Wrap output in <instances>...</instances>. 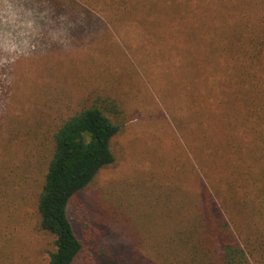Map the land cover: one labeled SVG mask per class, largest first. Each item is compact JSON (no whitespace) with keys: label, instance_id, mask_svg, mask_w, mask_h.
<instances>
[{"label":"rangeland","instance_id":"obj_1","mask_svg":"<svg viewBox=\"0 0 264 264\" xmlns=\"http://www.w3.org/2000/svg\"><path fill=\"white\" fill-rule=\"evenodd\" d=\"M200 53L210 70L199 83ZM174 54L188 56V83L167 89ZM200 84L206 111L195 126ZM105 100L125 130L112 142L116 161L69 202L81 259L161 262L166 229L180 225L169 190L200 189L225 168L213 151L233 147L228 117L240 142L264 130V0H0V264H48L54 237L37 200L52 134Z\"/></svg>","mask_w":264,"mask_h":264},{"label":"trees","instance_id":"obj_2","mask_svg":"<svg viewBox=\"0 0 264 264\" xmlns=\"http://www.w3.org/2000/svg\"><path fill=\"white\" fill-rule=\"evenodd\" d=\"M205 56L196 57L199 83L210 70ZM176 57L174 54L170 68L162 69V77L158 75L167 89L188 83L180 73L188 68V56ZM198 89L199 99L192 110L195 126L204 124L201 117L206 111L204 85ZM121 117L112 101L90 103L63 119L52 134L37 200L40 227L54 237L48 264H87L81 259L84 244L70 221L68 205L102 168L116 161L112 142L125 130ZM225 122L223 129L233 147L213 151L225 160V168L209 170L200 178V189L177 184L169 190L168 198L177 207L169 214L180 225L166 229L163 242L169 245L164 251L168 256L154 264H264V130L256 129L254 140L240 142L229 117Z\"/></svg>","mask_w":264,"mask_h":264}]
</instances>
